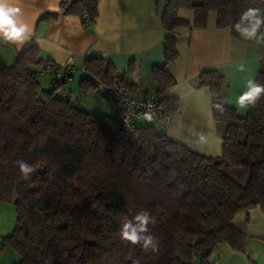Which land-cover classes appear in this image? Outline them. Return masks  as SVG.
Masks as SVG:
<instances>
[{
    "label": "trees",
    "instance_id": "trees-1",
    "mask_svg": "<svg viewBox=\"0 0 264 264\" xmlns=\"http://www.w3.org/2000/svg\"><path fill=\"white\" fill-rule=\"evenodd\" d=\"M96 3L69 0L62 6L80 18L85 9L89 23L81 20L88 27ZM250 7L264 8V0H165L161 22L167 31L203 28L215 12L216 26L239 38L234 24ZM180 9L193 11L191 24L178 16ZM176 54L174 38L166 37V62ZM102 59L86 60L97 82L82 80V94L112 83L117 71ZM60 68L42 59L35 45L8 64L0 62V202L12 200L16 212L0 250L12 246L20 256L16 264H191L195 257L207 264L218 243L243 248L245 235L231 223L233 216L255 206L264 213V96L240 116L222 100L224 76L213 68L199 73L198 85L211 93L213 118L223 125L221 154L207 156L139 123L141 118L132 131L123 130L120 106L103 92L108 104L118 105L114 115L74 106L63 88L68 80L53 84ZM42 72L51 74L48 86L40 83ZM153 77L157 88L144 95L171 116L178 107L167 94L174 79L162 68H154ZM121 80L136 93L129 71ZM256 81L264 84V72ZM19 160L34 167L30 179L21 177ZM227 167L248 168L245 185L227 176ZM141 210L156 219L149 226L159 241L156 252L120 238L124 217Z\"/></svg>",
    "mask_w": 264,
    "mask_h": 264
},
{
    "label": "crops",
    "instance_id": "crops-1",
    "mask_svg": "<svg viewBox=\"0 0 264 264\" xmlns=\"http://www.w3.org/2000/svg\"><path fill=\"white\" fill-rule=\"evenodd\" d=\"M63 1L69 3V0H10L20 9L18 15L30 26L31 35L19 46L0 41V62H12L31 45L36 46L42 59L60 67L71 60L74 68L63 87L70 100L80 92L82 80L97 82L86 67L89 58H103L101 63L108 64L112 71H129L138 95L156 90L153 69L162 68L174 79L167 94L178 99L177 111L165 124L154 118H141L138 122L152 125L198 153L221 154L223 125L215 122L211 93L207 87L198 85L197 77L203 70H218L225 79L223 102L243 116L247 108H240L236 101L247 91V80H256L258 73L264 72V44L235 37L228 27L218 28L215 12L208 14L203 28L176 26L167 31L161 22L165 0H97V13L88 27L79 15L64 12ZM178 16L191 24L193 11L180 9ZM170 36L175 40L177 54L166 62L164 40ZM50 80L48 73L45 86ZM117 109L118 105L113 104L114 114ZM200 133L205 136L203 142L199 141ZM225 173L240 185H245L249 175L246 167H227ZM231 223L245 235L243 248L237 250L225 242L218 243L209 252L207 264H264L261 209L255 206L239 211ZM199 262L200 258L195 257L191 264Z\"/></svg>",
    "mask_w": 264,
    "mask_h": 264
},
{
    "label": "clouds",
    "instance_id": "clouds-1",
    "mask_svg": "<svg viewBox=\"0 0 264 264\" xmlns=\"http://www.w3.org/2000/svg\"><path fill=\"white\" fill-rule=\"evenodd\" d=\"M19 13L20 9L13 6L10 0H0V41L5 44L14 43L19 46L31 35L30 26L20 18ZM234 30L245 40L264 44V8L250 7L243 11L239 20L234 24ZM241 70H244L243 66H241ZM246 87L247 91H244L236 101L242 109L255 107L261 97L264 96V84L255 79H248ZM213 106L223 110L222 103H214ZM204 140V134L200 133L199 141L203 142ZM16 163L21 177L25 180L30 179L35 171L34 167L23 160ZM155 224L156 219L148 210H141L131 218L125 216L120 229V238L132 246L139 245L145 252L149 250L156 252L159 241L149 227ZM133 264H139V261L134 260Z\"/></svg>",
    "mask_w": 264,
    "mask_h": 264
},
{
    "label": "built area",
    "instance_id": "built-area-1",
    "mask_svg": "<svg viewBox=\"0 0 264 264\" xmlns=\"http://www.w3.org/2000/svg\"><path fill=\"white\" fill-rule=\"evenodd\" d=\"M82 11V20L89 23L86 10L83 9ZM73 68V62L71 60L66 61L62 68L55 70L53 84L58 85L63 80H68ZM122 73L117 71L110 85H98L99 90H102L106 98L115 101L120 106V126L122 129L127 132L132 131L138 118H158L162 124L167 123L170 115L164 112L151 96L138 95L129 89L121 80Z\"/></svg>",
    "mask_w": 264,
    "mask_h": 264
},
{
    "label": "rangeland",
    "instance_id": "rangeland-1",
    "mask_svg": "<svg viewBox=\"0 0 264 264\" xmlns=\"http://www.w3.org/2000/svg\"><path fill=\"white\" fill-rule=\"evenodd\" d=\"M45 72L40 76V83L45 86L47 81ZM74 106L79 107L93 114L114 115L113 104L108 107L106 98L100 91L94 88H89L86 93L79 92L71 98ZM241 137H243L241 135ZM16 224V212L13 201L0 202V243L4 238L12 233ZM20 260L18 252L9 244H5L0 250V264H16Z\"/></svg>",
    "mask_w": 264,
    "mask_h": 264
}]
</instances>
